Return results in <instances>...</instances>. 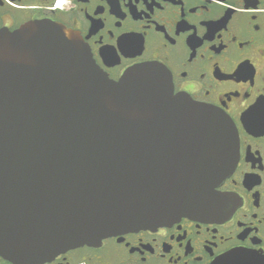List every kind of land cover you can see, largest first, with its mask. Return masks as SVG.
<instances>
[{
    "label": "water",
    "instance_id": "obj_1",
    "mask_svg": "<svg viewBox=\"0 0 264 264\" xmlns=\"http://www.w3.org/2000/svg\"><path fill=\"white\" fill-rule=\"evenodd\" d=\"M220 109L174 92L157 61L109 78L73 29L0 27V256L69 248L222 207L236 161Z\"/></svg>",
    "mask_w": 264,
    "mask_h": 264
},
{
    "label": "flooded vegetation",
    "instance_id": "obj_2",
    "mask_svg": "<svg viewBox=\"0 0 264 264\" xmlns=\"http://www.w3.org/2000/svg\"><path fill=\"white\" fill-rule=\"evenodd\" d=\"M34 20L76 30L112 79L140 62L162 63L174 92L232 120L237 146L234 167L215 186L221 208L39 264H264V0H0V27Z\"/></svg>",
    "mask_w": 264,
    "mask_h": 264
}]
</instances>
